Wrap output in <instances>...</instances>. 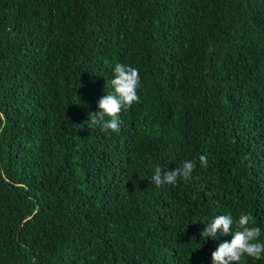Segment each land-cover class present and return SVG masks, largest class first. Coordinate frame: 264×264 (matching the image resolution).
<instances>
[{
	"label": "trees",
	"instance_id": "1",
	"mask_svg": "<svg viewBox=\"0 0 264 264\" xmlns=\"http://www.w3.org/2000/svg\"><path fill=\"white\" fill-rule=\"evenodd\" d=\"M117 63L140 102L89 127ZM227 213L264 241V0H0V264H212Z\"/></svg>",
	"mask_w": 264,
	"mask_h": 264
},
{
	"label": "clouds",
	"instance_id": "2",
	"mask_svg": "<svg viewBox=\"0 0 264 264\" xmlns=\"http://www.w3.org/2000/svg\"><path fill=\"white\" fill-rule=\"evenodd\" d=\"M113 71L114 78L110 81L113 91L99 98V111L89 113L88 126L99 125L105 131L119 132L121 111L140 102L138 89L141 80L139 69L129 64L117 63ZM105 117L109 119L106 120ZM247 159V156L242 157V161ZM199 162L201 166L207 167L205 155H200ZM195 168L196 164L191 160H185L180 166L169 170L157 166L149 180L158 188L165 185L175 186L180 179L190 181ZM199 223L205 225L200 235L206 239L231 235L230 240L219 243L211 253L212 264H240L244 256L264 259V241L260 240L262 230L255 226V217L251 213H241L238 219L231 213L219 214L210 222Z\"/></svg>",
	"mask_w": 264,
	"mask_h": 264
}]
</instances>
